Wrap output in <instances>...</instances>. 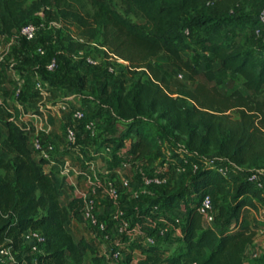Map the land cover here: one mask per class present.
Returning a JSON list of instances; mask_svg holds the SVG:
<instances>
[{
    "label": "trees",
    "instance_id": "trees-1",
    "mask_svg": "<svg viewBox=\"0 0 264 264\" xmlns=\"http://www.w3.org/2000/svg\"><path fill=\"white\" fill-rule=\"evenodd\" d=\"M84 1L90 10L83 11L79 0H0V33L11 36L51 7L52 21L79 26L82 37L128 63L132 87L108 88L103 83L100 89L117 120L126 125L120 137L105 144L113 146L114 156L118 158V152L125 149L133 166L161 160V167L173 173H177L176 159L182 164L185 159L198 163L196 173L188 171L186 183L164 190L142 207V217L159 223L163 216L182 228L183 235L172 252L164 245H137L145 256L138 264H264V253L248 258L255 232L242 229L246 210L260 213L264 226V187L248 179L251 171L264 170V50L245 46L237 31L242 25L257 30L259 18L248 21L236 14L242 0H118L127 15L144 21L140 25L109 0ZM194 11L199 13L195 24L201 33L196 40L190 39L184 24V16ZM196 46L212 56L210 62L219 63L216 71L204 73L212 85L198 80L199 67L184 56L196 51ZM86 49L87 43L70 38L64 41L69 55ZM160 55L173 69L188 72L192 87L172 90L167 76L153 62ZM33 61L25 60L27 64ZM231 74L242 78L248 94L236 87L220 91ZM18 90L16 87L13 93ZM23 96L36 100L40 95L26 86ZM181 100L190 106L181 107ZM1 108H7L6 101H0ZM22 113L14 108L0 119V245L11 243L15 252L20 251V238L31 229L45 239L37 264H84L87 255L92 264H109L107 255L93 243L85 237L76 241L67 229L73 220L85 223L84 200L74 195L63 204L67 178L46 169L44 158L34 157L30 138L35 129L18 124ZM110 113L104 108L98 116L106 118ZM110 133L115 136L119 132L111 129ZM175 136L181 139L183 149L170 159L163 151L164 143ZM206 159L214 160V165ZM221 160L241 171L238 175L221 174L217 169ZM205 193H210L218 207L213 227H207L198 212ZM183 204L185 219L177 223L169 213ZM17 258L21 261L22 253Z\"/></svg>",
    "mask_w": 264,
    "mask_h": 264
},
{
    "label": "rangeland",
    "instance_id": "rangeland-1",
    "mask_svg": "<svg viewBox=\"0 0 264 264\" xmlns=\"http://www.w3.org/2000/svg\"><path fill=\"white\" fill-rule=\"evenodd\" d=\"M33 1L34 0H29V3ZM79 1H81V3H78V6L83 11L90 10V4L88 2L84 0ZM109 2L132 22L140 25L144 24V21L139 17L127 15L120 1L109 0ZM263 8L264 0H242V2L239 3L236 14L238 16H244L248 21H253L259 18ZM51 13L52 8H49L44 11L42 16L34 17L35 21L42 20L44 22L45 29L41 31L33 42L28 43L19 40V42L10 45L8 39L0 33V98L3 99L2 101H6L8 110H14V108L23 109L24 106L25 114H40L44 110L50 109L51 106L69 102L63 99L70 94H75L77 106L69 110L70 114L73 109H80L86 113L89 120L98 118L100 119L99 123L106 122L104 126L98 125L96 137L81 141V143H83L81 155H86H79L83 158L78 161V166L79 171L83 172V176L79 173L81 179H88L89 176L84 174L87 171L92 178L88 189L96 200L97 218L107 226V232L112 235L113 239L108 240L104 233L95 228L88 221L86 222L87 228H84L86 229L84 232L87 233V235L93 234L94 232L98 233L99 237L104 239L106 245L108 244L107 241L114 242V246L117 247V249L113 250H120L121 245L133 247V244L136 243L138 246L144 248L149 244L164 245L163 248H170L168 252H172L173 249H176V247H173V244L178 243L181 238L180 236L183 235L182 228L179 227V230H176L166 225L169 236H162L158 232V226L163 227L164 224L159 222L157 223V227H154L150 221L141 216L142 207H145L149 202L159 197L164 190L173 188L178 184L186 183L190 177V172H188L190 167L185 173H173L168 167H161V160H157L153 165L138 162L136 166H133L130 163L129 167L122 173L117 172L119 166L122 165V159L116 158L114 153L109 154L107 157H101L96 153L94 155L91 154V148L95 149L94 152L98 151L96 149L106 146L105 144L110 143V139L120 137V132L126 127L125 123L117 120L112 110L106 118H100L98 113L102 109L108 107L105 101L106 97L102 96L100 92L103 83H107L108 88L112 85L119 89L121 87H132L133 83H131L129 77L128 63L123 60V62L110 61L106 51L97 42H93L81 36V28L77 25H65L63 29L58 31L48 29L47 26L52 21L50 19ZM198 17L199 13L196 11L190 12L184 16L186 33L190 39L196 40L201 37V33L195 24ZM257 28L260 29V34H257L256 30H252L251 27L245 25L239 26L237 30L238 40L247 47L264 50V27L259 25L255 29ZM67 38L75 41H80L82 39L84 43H87V49L84 51L85 53L81 58L69 55L64 50V41ZM39 48L46 49L45 55L40 56L37 54ZM184 56L189 57L193 63L199 67L200 76L198 80L206 85H212L207 82L204 73L208 70L216 71L219 63L210 62L209 59L212 56L202 52L200 47L197 46L196 51L185 54ZM30 58L34 61L31 64H27L25 60ZM53 59L57 60L58 68L55 72H48L46 67ZM88 59L96 64L88 63ZM153 62L155 66L167 76L172 90L175 91L185 87H192L189 73L173 69L163 55L155 57ZM111 68L113 70H111ZM39 82L43 84L44 90L48 92L46 98L38 96L35 98L36 100L25 99L23 92L26 86L31 88L32 93L38 94L39 90L37 84ZM242 83L243 80L240 76L231 74L226 85L219 89L221 92H227L229 89L236 87L244 94H248V91L242 87ZM16 87L19 90L13 93ZM261 99L264 100V95ZM180 106L187 107L190 106V103L186 100H181ZM7 108L0 109V119L7 115ZM71 121L70 117L66 126L62 128L59 134L62 138H65L67 126ZM111 129H115L119 133L112 136L110 133ZM55 133L57 132L55 131ZM31 148L33 150L32 144ZM182 149L181 139L175 136L164 143L163 151L168 155V158L171 159L174 157L175 153ZM33 154L35 158L39 157L38 153L34 151ZM180 161V159H176L175 164L181 163ZM183 162L186 163V159ZM111 170H113V174L108 173ZM72 172L73 174L75 173L74 171ZM94 174L96 175L94 176ZM147 174L166 176L168 178V184L165 188H154L149 190L147 194L141 195L140 198H135V195L141 190L140 187L142 186L144 175ZM118 175L123 176V179L118 180ZM233 175H238V173L234 172ZM95 177L100 181L99 186H94ZM125 179L128 180V185L124 184ZM105 180L111 181L119 191L120 198L118 202H113L106 196L103 186ZM70 197L71 195L68 193V190H66L63 203H66ZM125 203L130 205L132 209L124 207ZM100 207L112 208V210H106L103 215H100L98 212ZM186 211V205L183 204L179 210L172 211L169 215L184 220ZM217 212L218 207L216 206L215 213L217 214ZM243 214L244 220L242 229L254 231L255 235L258 233V236L254 238L253 243L247 249L248 258L253 259L264 253V226L262 223V216L260 213L250 210H246ZM137 224H142V228L141 226L135 228ZM123 227L127 230L122 231ZM148 228L154 230V232H150L147 230ZM89 231L90 233H88ZM149 239H151L152 242ZM143 244H145V246ZM106 245L105 248H102V252L108 256V254L112 252V249L108 248ZM144 257L142 253L139 260ZM116 263L118 262H109V264ZM84 264H92L90 255L86 257Z\"/></svg>",
    "mask_w": 264,
    "mask_h": 264
},
{
    "label": "built area",
    "instance_id": "built-area-1",
    "mask_svg": "<svg viewBox=\"0 0 264 264\" xmlns=\"http://www.w3.org/2000/svg\"><path fill=\"white\" fill-rule=\"evenodd\" d=\"M51 7H47L36 16H42L44 14V11L46 9H49ZM259 21L261 25L264 27V8L262 9L260 16H259ZM66 24L58 21H51L49 25L47 26L48 29H52L53 31H58L60 29H63ZM45 29V24L42 20H37L35 21L34 19L25 23L21 27L17 28L14 30L13 34L11 36H5L9 44L12 45L14 43L19 42V40H22L24 42H33L36 40L38 35L41 33L42 30ZM257 34H260V29L256 30ZM73 37V36H72ZM83 40L81 39L79 42H82ZM84 42V41H83ZM106 53L108 54V59L110 61H119L123 62L120 60L117 56L114 54L110 53V51L107 48L102 47ZM46 49L45 48H39L37 51V54L42 56L45 55ZM84 51H79L76 54H73L74 57L76 58H81L84 55ZM88 63L90 64H96L95 62L91 61L90 59L87 60ZM47 71L48 72H55L58 68V62L56 59H53L49 62L47 65ZM111 70H113L111 68ZM38 88V94L44 98L48 95V92L44 90L43 84L38 83L37 84ZM105 109L107 110H112L109 106L106 107ZM113 111V110H112ZM71 123L67 126L66 132H65V140L68 148L74 149L77 153H81L83 149V143L81 141L88 140V138H94L96 137L97 134V129H98V123L100 119L96 118L94 120H88L86 113L83 110L80 109H73L71 112ZM50 150H53V146H49ZM33 150L34 152H39L43 150V145L42 143L37 140L33 143ZM92 151V155L99 154L101 157H107L109 154L113 153V146L112 145H106L103 148H101L98 152H94L95 149H90ZM128 154L125 149L121 150L118 152V158L122 159L121 163L122 165L119 166L117 169V172H124L128 167H129V157H127ZM126 157V158H125ZM206 162L208 164L214 165L215 161L206 159ZM187 164L190 165V169L193 173H196L199 169V165L197 162L192 161V162H186L184 164L179 163L175 164L174 168L176 169L177 173H185L187 172ZM218 171L225 175L229 176L230 174H233L234 172H239L241 171V168L238 167L237 165L230 163V162H224V160L220 161V164L218 166ZM80 174H83L82 171L79 172ZM85 175L86 172L84 173ZM64 176L69 175V169L68 166L64 167L61 170V174ZM96 174H94L95 176ZM248 179L255 183L259 188L264 187V170H255L251 171L248 174ZM125 185H128V180L125 179L124 181ZM168 184V178L166 176H160V175H151L147 174L144 175L142 186L140 187L139 193L135 195V198H140L141 195L147 194L149 190H152L154 188H159V187H166ZM100 181L98 180L97 177L94 179V186H99ZM104 191L106 196L111 199L113 202H118L120 198V193L117 190V188L113 185L111 181H104ZM76 196H81L84 200V209H83V214H84V219L85 223L88 221L93 225L95 228L99 229L102 233L105 234V237L110 240L112 239V235L107 232V226L104 225V223L100 222L97 218V208H96V200L93 198L91 191L87 189L86 191L82 192L80 195ZM155 210L158 211V208L155 207ZM198 212L202 217L203 223L207 227H213L214 222H215V206L213 203L212 196L210 193H205L203 196L201 203L198 208ZM150 221V223L154 226L157 227V223L151 221L150 219H147ZM177 223H180L181 220L180 218H175ZM159 222L163 223L164 226H158V232L162 235L165 236L167 234V226H169L172 229H179L176 228L174 224H170L165 217L161 216ZM167 225V226H166ZM141 226L142 224H138V227ZM264 229V227H263ZM127 229L123 227L122 231H126ZM151 241V239H149ZM152 242V241H151ZM45 243V239L42 236V234L39 231L35 230H27L26 232L23 233V235L20 238V251L15 252L13 247L11 246V243H6L0 245V264H37L36 258L43 253L42 247ZM19 253H22V258L21 261L18 260L17 255ZM109 262H118L121 261L123 258V251L121 250H112L110 254L107 256ZM28 259H31V262L29 263Z\"/></svg>",
    "mask_w": 264,
    "mask_h": 264
},
{
    "label": "crops",
    "instance_id": "crops-1",
    "mask_svg": "<svg viewBox=\"0 0 264 264\" xmlns=\"http://www.w3.org/2000/svg\"><path fill=\"white\" fill-rule=\"evenodd\" d=\"M2 100L3 99L0 98V101ZM63 100L69 102H65L56 106H51V108L49 107L50 109L44 110L41 114H36V113L25 114L24 110L21 109L23 113L20 116V119L18 120V124L25 129H31V128L35 129V131L31 133L30 148H31V144L33 146V143L37 140H39L42 143L43 150L35 153H38L39 155L37 159L44 158L47 161V164L45 166L46 169L53 170L56 173L61 174V170L64 167L68 166L69 175L66 177L67 186L63 190V198L65 197L66 190H68V193L71 195L70 197L71 199L74 195L75 196L80 195L82 192L86 191L88 189L89 184L91 183L92 178L90 177L88 171L86 172L87 176H89L88 179L85 180L81 179V176L79 174L80 171H79L78 161L82 160L83 157L81 156H85L86 154L81 155V153L78 154L74 149L68 148L65 138H62L59 135L62 128L66 126L67 121L71 117L69 110H71L72 108H76L77 106L75 94H70L69 96L65 97ZM55 131L57 133H55ZM50 145L53 146V150L49 149ZM72 171H74L75 173L73 174ZM108 173L113 174V170L109 171ZM121 179H123V176L118 177V180ZM70 187H73L74 189L72 190ZM69 200L63 204H67ZM124 207L126 208L129 207L132 209V207H130V205H128L127 203L124 204ZM106 210L109 211L112 210V208L110 209V208L100 207L98 209V212L100 215H103ZM137 227L138 224L135 228ZM84 228H87L86 223H78L75 220H73L71 224L67 226V229L69 230V232L72 234L73 238L76 241H78L82 237H85L88 241L93 243L99 249L101 254H104L102 252V248H105L106 245L104 239L99 237V234L96 232L87 235V233L84 232V230H86ZM147 230H149L152 233L154 232V230L150 228H148ZM88 233H90V231ZM166 236H169V231H167ZM257 236L258 233L255 235V237ZM107 243L108 244L106 246L108 248L112 250L117 249V247L114 246V242L107 241ZM143 245L145 246V244ZM177 245L178 243H174L173 247H177ZM120 250L123 251L124 256L121 259V261H118V263L116 264H138L139 259L141 258V255L143 253L141 252V249L137 246L136 243L133 244V247H127L126 245L123 246L121 245Z\"/></svg>",
    "mask_w": 264,
    "mask_h": 264
}]
</instances>
